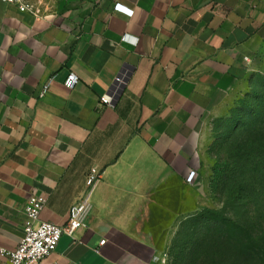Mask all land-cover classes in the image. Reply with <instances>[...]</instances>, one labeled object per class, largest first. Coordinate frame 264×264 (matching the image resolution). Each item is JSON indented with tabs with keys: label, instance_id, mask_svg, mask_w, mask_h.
I'll use <instances>...</instances> for the list:
<instances>
[{
	"label": "crops",
	"instance_id": "0c3cea01",
	"mask_svg": "<svg viewBox=\"0 0 264 264\" xmlns=\"http://www.w3.org/2000/svg\"><path fill=\"white\" fill-rule=\"evenodd\" d=\"M263 42L264 0L0 1V248L32 194L64 225L96 167L83 225L40 264H165L146 222L198 171Z\"/></svg>",
	"mask_w": 264,
	"mask_h": 264
},
{
	"label": "rangeland",
	"instance_id": "374dc122",
	"mask_svg": "<svg viewBox=\"0 0 264 264\" xmlns=\"http://www.w3.org/2000/svg\"><path fill=\"white\" fill-rule=\"evenodd\" d=\"M247 146L259 161L237 160ZM199 157L196 180L175 185L146 222L158 253L165 264H264V42Z\"/></svg>",
	"mask_w": 264,
	"mask_h": 264
},
{
	"label": "built area",
	"instance_id": "2783aa9c",
	"mask_svg": "<svg viewBox=\"0 0 264 264\" xmlns=\"http://www.w3.org/2000/svg\"><path fill=\"white\" fill-rule=\"evenodd\" d=\"M6 3H18L20 0H0ZM23 8H29L27 4H20ZM117 9L125 10L129 13L130 9H125L121 5H116ZM79 77L75 72H70L64 85L72 89L78 83ZM47 89L44 85L43 91ZM102 171L92 167L86 177V189L82 198L69 209V215L64 225L40 219V213L45 206L46 196L42 194H32L23 210L25 221L23 225V235L17 247L13 249L0 248V256L4 259V264H40L46 257L55 251L59 240L63 234L73 235L84 222L87 212L91 205L93 190L101 179ZM197 172H189L186 180H195ZM101 240L100 244H104Z\"/></svg>",
	"mask_w": 264,
	"mask_h": 264
},
{
	"label": "trees",
	"instance_id": "16d2710c",
	"mask_svg": "<svg viewBox=\"0 0 264 264\" xmlns=\"http://www.w3.org/2000/svg\"><path fill=\"white\" fill-rule=\"evenodd\" d=\"M259 151L260 150L254 149L253 147H251V148H248V146H247V148L243 147V148H241L240 152L237 153L236 158H237V160H240V161H243V162H247L245 160H248V161L253 160L255 162V161H257V159L259 161V156H260V152ZM244 155H246V156L244 157ZM236 166L240 167L241 165L237 164ZM241 171H242V168H241ZM238 182H240V181H238ZM248 249L249 248H247V250Z\"/></svg>",
	"mask_w": 264,
	"mask_h": 264
}]
</instances>
